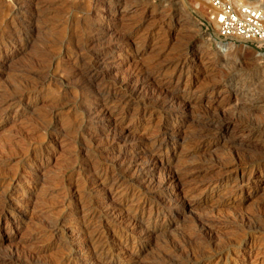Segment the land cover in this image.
<instances>
[{"label":"rangeland","instance_id":"obj_1","mask_svg":"<svg viewBox=\"0 0 264 264\" xmlns=\"http://www.w3.org/2000/svg\"><path fill=\"white\" fill-rule=\"evenodd\" d=\"M208 2L0 0V264H264V48Z\"/></svg>","mask_w":264,"mask_h":264},{"label":"built area","instance_id":"obj_2","mask_svg":"<svg viewBox=\"0 0 264 264\" xmlns=\"http://www.w3.org/2000/svg\"><path fill=\"white\" fill-rule=\"evenodd\" d=\"M206 17L216 40L264 48V11L261 7L244 0H209Z\"/></svg>","mask_w":264,"mask_h":264},{"label":"bare ground","instance_id":"obj_3","mask_svg":"<svg viewBox=\"0 0 264 264\" xmlns=\"http://www.w3.org/2000/svg\"><path fill=\"white\" fill-rule=\"evenodd\" d=\"M264 11V8H263ZM210 38V37H209ZM210 40L212 41V39L210 38ZM215 46L222 51H231L234 50L236 47L232 44V43H217L215 44ZM257 57H264V54H256ZM146 165V166H145ZM160 166V161L156 160V156L154 157H150L148 159L147 162L144 163V165L142 166V170L145 171V175H144V179H146L147 181H149V183H152L153 185H156V187H160L162 188V183L164 182H168L169 183L173 182L175 183L178 180V177L176 175H172L170 173L166 174V177H162L160 181L154 182L151 175L149 174L151 170H155L156 168H159ZM149 167V168H148ZM121 207V206H119ZM125 221L131 226V227H135V226H140L137 222V220L135 219V217L132 216H127L125 215ZM199 225H203V222H199ZM87 240V245L88 248L91 251H94V253H99L101 254V252H103L104 250V244L99 240L98 235H92L89 236V238H86ZM114 246L116 248H121L123 246V241L122 240H117L114 244ZM168 254L164 255L162 262L161 263H165L166 261H168Z\"/></svg>","mask_w":264,"mask_h":264},{"label":"water","instance_id":"obj_4","mask_svg":"<svg viewBox=\"0 0 264 264\" xmlns=\"http://www.w3.org/2000/svg\"><path fill=\"white\" fill-rule=\"evenodd\" d=\"M212 42H213L214 44H217V43H218V41L215 40V39H212ZM256 54H260V53H256Z\"/></svg>","mask_w":264,"mask_h":264}]
</instances>
